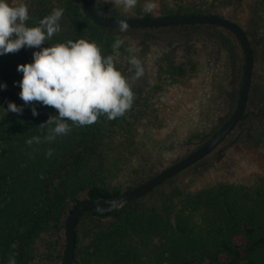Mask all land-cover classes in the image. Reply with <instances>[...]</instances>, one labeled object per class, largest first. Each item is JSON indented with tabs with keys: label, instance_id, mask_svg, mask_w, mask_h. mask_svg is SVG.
Masks as SVG:
<instances>
[{
	"label": "trees",
	"instance_id": "1",
	"mask_svg": "<svg viewBox=\"0 0 264 264\" xmlns=\"http://www.w3.org/2000/svg\"><path fill=\"white\" fill-rule=\"evenodd\" d=\"M239 1L137 0L127 16L122 14L127 10L122 0H116L117 7L112 9L102 0H94V7L98 14L111 18L154 17L147 12L149 4L156 6V17L221 16L222 9ZM255 1L264 7V0ZM8 2L13 4V0ZM27 7L29 27L38 25L54 9H64L60 32L42 47L68 40L95 41L103 55L114 57L134 93L133 105L123 116L109 120L101 115L96 123L73 126L71 132L53 142L29 146L26 141L33 136L43 139L46 129L42 132L38 126L57 111L38 103V116L32 115L31 107H24L22 114L4 109L8 102L23 106L18 83L22 73L17 66L31 63L32 53L39 49L24 48L0 56V84L7 85L0 89V264H8L10 257L16 264H62L72 209L85 200H111L124 192L137 173L132 157L138 124L148 121L162 126L176 113V104L167 102L171 99L169 92L175 84H190L198 66L196 56L206 44H180L165 51L157 61L156 84L145 88L143 75L133 79L135 67L130 59L135 56L144 68L147 40L142 41L144 48L139 52L123 42L114 49L123 32L97 25L80 0H28ZM164 28L183 35L204 34L216 49L225 47L226 33L235 36L214 25ZM132 29L150 34L157 28L127 31ZM256 45L251 42L254 52ZM160 94L164 104L162 100L150 101ZM255 117L264 118V114L246 108L236 127L250 125ZM226 122L222 120L220 128ZM232 132L225 140H232ZM253 142L264 151V136L255 137ZM48 149H52L51 157L46 155ZM211 162L207 156L187 171L200 173ZM183 173L114 211L86 210L75 228L72 264H264V168L232 178L202 172V178L185 183L179 181ZM99 204L107 205L102 201Z\"/></svg>",
	"mask_w": 264,
	"mask_h": 264
},
{
	"label": "rangeland",
	"instance_id": "2",
	"mask_svg": "<svg viewBox=\"0 0 264 264\" xmlns=\"http://www.w3.org/2000/svg\"><path fill=\"white\" fill-rule=\"evenodd\" d=\"M102 2L110 9L117 7L116 0ZM20 4L28 5V0H13V6ZM155 8L156 6L151 11L147 9L154 17L158 16ZM128 10L129 8L122 10V14L127 16ZM219 13L240 25L249 36L250 43L257 44L247 109L264 114V7L255 0H240ZM147 33V30L132 29L118 35L135 52L142 51V41L147 40L142 76L145 88L156 84L157 61L165 51L175 45L187 43L198 46L206 44V48H202L196 56L198 66L190 84H175V88L169 92L171 99L167 102L176 104V113L162 126L148 121L138 124L139 132L132 157L137 173L130 179L124 191L184 158L211 138L214 130H219L222 120H228L235 109L244 65L242 46L235 36L228 33L225 34L228 38L225 47L219 46L217 49L214 48L213 41L204 34L183 35L169 28H157L150 31V34ZM252 88H255V93ZM161 100L164 104L160 94L150 101ZM263 123L264 118L255 117L250 125L236 127L231 134L232 140H225L218 146L219 149L216 148L209 155L212 162L202 168L200 173H218L232 178L263 169L264 151L258 149V144L253 142L255 137L263 138ZM200 173L194 174L193 171L186 170L179 181L185 183L202 178Z\"/></svg>",
	"mask_w": 264,
	"mask_h": 264
},
{
	"label": "clouds",
	"instance_id": "3",
	"mask_svg": "<svg viewBox=\"0 0 264 264\" xmlns=\"http://www.w3.org/2000/svg\"><path fill=\"white\" fill-rule=\"evenodd\" d=\"M122 2L126 8H135L137 4V0ZM154 7L149 4L147 9L151 11ZM63 14L64 9L56 8L38 25L29 27L27 5L12 6L8 0H0V56L15 54L24 48L39 49L32 53L31 63L17 66V71L22 73L18 83L23 106L8 102L4 110L22 114L24 107H31L32 115L38 116V103L57 111L38 126L42 132L46 129L43 139L33 136L26 141L29 146L53 142L71 132L73 126L96 123L101 115L109 120L121 117L134 102L128 79L117 69L112 55L102 54L97 42L79 39L42 47L60 32ZM118 25L121 32L129 28V23L123 19L118 20ZM121 44L122 41L117 40L113 48L118 49ZM130 63L135 67L133 79L140 78L143 75L141 61L133 56ZM6 88V84H0V89ZM46 155L51 157L52 149H48ZM8 264H16L15 258L10 257Z\"/></svg>",
	"mask_w": 264,
	"mask_h": 264
},
{
	"label": "water",
	"instance_id": "4",
	"mask_svg": "<svg viewBox=\"0 0 264 264\" xmlns=\"http://www.w3.org/2000/svg\"><path fill=\"white\" fill-rule=\"evenodd\" d=\"M80 1L85 12L91 17V19L97 25L104 28H119L118 20L121 19L126 20L129 23V28H164L177 25H214L225 28L233 33L240 42L244 53V65L235 109L227 122L217 131L215 135L184 158L178 160L137 186L124 191L117 198L111 200H107L105 198L85 200L72 209L66 225L67 243L62 264H72L75 259V228L78 220L82 217L86 210L96 211L98 213L114 211L129 201L146 196L163 183L186 171L209 156L241 121L248 106L254 74V51L249 37L240 25L227 18L207 15H173L151 18H111L102 16L95 11L94 0ZM100 201L105 202L107 205L105 207L101 206L99 204Z\"/></svg>",
	"mask_w": 264,
	"mask_h": 264
}]
</instances>
